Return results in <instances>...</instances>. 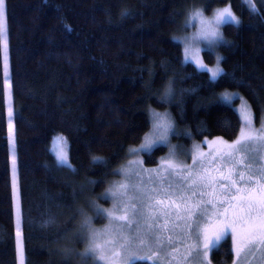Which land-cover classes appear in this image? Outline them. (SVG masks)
<instances>
[{"label": "trees", "instance_id": "trees-1", "mask_svg": "<svg viewBox=\"0 0 264 264\" xmlns=\"http://www.w3.org/2000/svg\"><path fill=\"white\" fill-rule=\"evenodd\" d=\"M224 4L241 23L223 29L224 74L213 83L208 72L183 62L174 36L190 9ZM4 11L22 259L0 48V264H78L82 222L96 212L91 202L105 203L100 195L150 128L151 109L168 111L171 139L183 145L238 135L240 118L219 100L223 90L245 98L255 122L264 113V0H4ZM202 59L211 64L214 56L202 50ZM54 134L67 141L71 169L50 150ZM165 151L143 154L144 164H156ZM232 257L230 240L210 252L212 264Z\"/></svg>", "mask_w": 264, "mask_h": 264}, {"label": "snow or ice", "instance_id": "snow-or-ice-1", "mask_svg": "<svg viewBox=\"0 0 264 264\" xmlns=\"http://www.w3.org/2000/svg\"><path fill=\"white\" fill-rule=\"evenodd\" d=\"M3 4L4 0H0V6ZM225 13L223 22L231 24L235 18L228 8ZM201 32L203 34V29ZM200 50L192 41H186L183 62H194L202 72L211 71L201 60ZM218 75L219 71L214 72L210 79L215 80ZM170 94L169 87L167 95ZM221 100L231 104L234 95L226 93ZM238 111L243 120L238 138L230 143L205 141L214 146L207 153L200 150L201 145L194 146L190 165L177 162L173 148L156 169H144L142 161L130 162L129 169L138 168L139 172L149 173L147 181L139 178L138 173L120 170L119 174L126 178L137 175L139 186L114 185L105 194V198L110 196L116 203L111 210L97 208V214L105 216L109 226L91 231L88 253L104 260L105 253L111 252L112 258H119L123 264H137L138 261L147 264L152 259L153 245L160 251L170 248L171 254L178 253L182 245L186 255L181 259L185 264L193 259L204 264L208 254L220 247L222 241L233 240L238 257L264 249V167H257L260 161L248 154L255 151L253 144L257 148L264 147V128L253 134L246 104ZM152 117V133L145 136L139 148L130 149L131 155H150L157 148L169 146L173 125L166 114L152 112ZM51 151L59 165L72 168L63 136L53 138ZM93 161L102 162L99 157H94ZM216 164L220 166L213 167ZM149 183L153 186L148 187ZM128 192L133 193L130 200L125 199ZM193 198L197 199L190 204ZM118 212L122 214L116 215ZM85 224L90 228L91 219H86ZM125 229L129 233L127 237L122 235ZM114 233L117 239H108ZM173 233L179 239H174ZM117 246L120 252L115 251ZM138 252L147 254L138 255Z\"/></svg>", "mask_w": 264, "mask_h": 264}, {"label": "rangeland", "instance_id": "rangeland-1", "mask_svg": "<svg viewBox=\"0 0 264 264\" xmlns=\"http://www.w3.org/2000/svg\"><path fill=\"white\" fill-rule=\"evenodd\" d=\"M221 6H226V7H229L231 9L229 4H224ZM221 6H217V7H221ZM217 7H215V8H217ZM0 11H2V14H0V48H1V59H2V76H3V85H4L5 106H6V131H7V136H8V152H9V164H10L11 190H12L13 198H14V207H13L14 210L13 211H14V222H15V233L17 235V240L19 239L17 241V248H18V258H19V263H20V261L22 259V251H21V248L19 247V241L21 239V216H20V207L18 205V186H17L18 175H17L16 153H15V129H14L13 111H12V105H11V77H10L9 61H8L7 26H6V19H5L4 4L2 6H0ZM187 19H188V17L186 18V20ZM195 31H197V29L192 28L190 24H186L184 22L183 30L180 31L179 33H177L176 36H174V38L181 44L183 60H184L185 42L190 41L188 38L191 37V35ZM196 46L202 47L200 45H196ZM214 50L218 51V49H214ZM200 58L203 61L202 51L200 53ZM192 63L195 64L194 62H192ZM203 63H205V62L203 61ZM213 64H214V61H213V63L206 64V65L212 66ZM226 93L234 95V100L230 105L236 110V112L239 115L240 122H241L240 129L243 126V120L241 118V113L238 110H241L242 107L246 104L247 111L249 113V118L252 120L253 134L260 133V130L262 128H264V113L260 116V118H259L260 120L258 122H255L254 116H253V111H252L248 101L245 98H243L237 91H233V90H223V91L219 92L218 98L220 101H222L221 97ZM149 112H150L149 113L150 114L149 115L150 116V128L143 135L141 141L137 145L130 147L127 150V152H126L127 156L115 168V171H114L115 175L113 176L112 179L110 178V180L107 182L108 184L106 185L105 189L103 190L102 194L100 195L101 199L103 198L105 200V203L103 204L102 202L100 203L99 201H97L98 203H96L97 205H95V204H93V202H91L92 207H93V209L96 210V212L94 211L95 212L94 215L90 218V219H93V220H91L90 228L85 224V221L82 222V225H81L82 230H81L80 234H82V237L84 238V247L82 250L78 251L75 254V259L78 262V264H123V262L119 258L113 259L111 252L105 253L106 259L101 260L96 255L88 253V249L90 247L91 231L92 230L101 231V230H103L109 226V220L105 216L97 214V208L105 209V210H111V209H113V206L116 203V201L114 199H112L110 196L108 198H105V194L108 193L110 189H113L114 185L134 184V185L139 186L138 176H139V178H142L145 181H147L149 179V173L139 172L138 168L129 169L128 165L130 164V162L142 161L143 162L142 167L144 169H156L159 166V164L161 163L162 159L168 157L169 152L174 148V150L176 152L177 162H179L181 164H189L190 165L192 163V158H193V154H194V146L201 145L200 150L207 153V152L212 151V148L214 146L211 144H205L204 143L205 141L211 142V141H215V140H222L224 142L230 143V142L235 141L239 136V133H238V135L232 140H225L221 137L214 136V137L205 138V139H202L199 141H191L190 143H188L186 145L179 144L178 142L173 141L171 139V136L174 133L173 131L175 130V127H174V122L172 121V118H171L170 114L168 113V111L167 110H153V109H151ZM152 112H156V113H159L161 115L166 114L167 118L169 119V121L173 125V129L169 132V146L166 147L165 153L158 159L156 164L145 165L144 161H143L144 160L143 159V153H141L139 155H131L130 149L139 148L140 145L142 143H144L145 136H148L152 133L153 123H154L153 117H152ZM56 136H63V135H61V134L52 135V137L50 139V150L52 149L51 146H52L53 138ZM252 148L255 149V151H252L248 154L250 156H256V158L260 161V164L256 165L257 167H264V147L257 148V145L253 144ZM67 153H68V151H67ZM53 155H54V153H53ZM239 155L242 156V155H244V153H240ZM219 166H220L219 164L213 165V167H219ZM122 169L126 170L128 172L138 173V176L137 175H131L130 178H126L125 175L119 174V171ZM173 179L175 180L177 178L173 177ZM152 186L153 185L151 183L148 184V187H152ZM132 196H133V193L128 192L125 199L130 200L132 198ZM195 199H197V198H193V200L189 201V203L190 204L194 203ZM121 214L122 213H119V212L116 213V215H121ZM94 217L100 219L101 222L96 223L94 221V219H95ZM117 227H119V222L117 223ZM176 231L179 232L180 229L177 228ZM169 234L170 233H165V235H169ZM122 235H124L125 237H127L129 235L127 229H125L122 232ZM172 235L174 236V239H179V237L176 236L174 233ZM77 236L80 237L79 232L77 233ZM108 239L116 240L117 236L114 233L112 236L108 237ZM99 243H103V241H99ZM230 244H231V248H232L233 257H232L231 262L228 264H264V249L255 250V251H253L251 253H247V254L242 253L238 257L237 251H236V245L233 243V240H231V239H230ZM109 247H111V245H109ZM115 251L116 252L121 251L119 246H117L115 248ZM137 254L138 255H146L147 252H138ZM170 254H171L170 248L166 247L163 251H160L156 245H153L152 246V259H150L149 261L152 263L156 262V264H185V262L181 259L182 256L186 255L184 247L182 245L179 246V252L178 253H174L171 255ZM208 261H210V264H212V262L210 260V253L208 254V257L204 260V264H208ZM188 264H199V261L196 259H193V260H190L188 262Z\"/></svg>", "mask_w": 264, "mask_h": 264}, {"label": "clouds", "instance_id": "clouds-1", "mask_svg": "<svg viewBox=\"0 0 264 264\" xmlns=\"http://www.w3.org/2000/svg\"><path fill=\"white\" fill-rule=\"evenodd\" d=\"M225 8H228L232 17L235 18L231 25L238 28L241 23L239 18L229 7L226 6L213 8L211 12H205L202 7L192 8L188 11V19L185 21L186 24H190L192 28L197 29V31H195L188 39L195 45L202 46L199 47L201 49L200 53L202 50H207L214 56V64L212 66H207L204 63L207 68L211 70L208 71L210 78L214 72L219 71V75L215 80L210 79L213 83L217 82L224 74L222 62L225 57L214 49H219L221 45L227 44L226 37L223 32V29L229 25L223 22V18L227 15V13H225ZM202 29L203 34L201 32Z\"/></svg>", "mask_w": 264, "mask_h": 264}]
</instances>
